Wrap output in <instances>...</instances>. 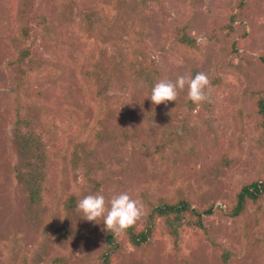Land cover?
<instances>
[{
  "label": "rangeland",
  "instance_id": "rangeland-1",
  "mask_svg": "<svg viewBox=\"0 0 264 264\" xmlns=\"http://www.w3.org/2000/svg\"><path fill=\"white\" fill-rule=\"evenodd\" d=\"M96 13L103 22L90 31ZM183 26L193 48L176 39ZM22 27L30 37L15 47ZM21 49L36 94L24 100L30 132L12 113L20 73L9 63ZM263 54L264 0H0V264H102L103 220H85L77 201L124 192L143 206L139 229L161 198L214 211L177 234L161 221L148 249L116 234L113 264H264V200L224 216L242 186L264 181ZM127 59L155 62L157 82L205 73L207 100L190 112L185 88L153 105L144 81L134 88L119 65ZM109 63L117 72L99 79ZM32 133L42 143H27ZM75 154L89 167L75 165Z\"/></svg>",
  "mask_w": 264,
  "mask_h": 264
},
{
  "label": "trees",
  "instance_id": "trees-1",
  "mask_svg": "<svg viewBox=\"0 0 264 264\" xmlns=\"http://www.w3.org/2000/svg\"><path fill=\"white\" fill-rule=\"evenodd\" d=\"M103 22V18L99 13H96L93 16H89L87 20V26L90 31H93L97 26H99ZM106 27H111V24L104 23ZM18 36L12 39V44L15 47H18L20 44L24 43L25 40L30 37V31L26 28H20ZM175 36L180 45L185 46L186 48H193L195 41L191 39L185 32V27H177L175 30ZM20 52L14 59L9 63L11 67V72H19L20 78L18 80H14V85L12 86V94L11 99L13 100L14 108L12 109L13 120L17 125L24 126L30 132L32 131V121L26 120L23 116L26 103L25 98L35 97L36 94L32 92L29 88L25 86V77L27 75V70L22 65H24V61L26 56L28 55V50H19ZM31 54V53H30ZM23 62V63H22ZM260 62L264 66V54L260 57ZM19 65V69L16 67ZM119 65L129 73L132 77L134 88H137L139 82L141 80L144 81V85L147 88V92L151 94V90L154 87L155 83H157L156 79L160 76L162 78L163 71L159 69L155 62L146 63L145 60L140 61L139 59H127L124 62L119 63ZM115 64L109 63L108 68L101 66V72L98 75L99 79H103L109 74H114L117 72V69L114 67ZM19 70V71H16ZM90 73V72H89ZM17 79V77H16ZM40 98H42V94L38 93ZM37 95V96H38ZM25 100V101H24ZM256 107L258 108L257 114L264 117V91L259 96L257 100ZM194 110L193 103L190 104V112ZM11 113V111H10ZM189 113V110L188 112ZM187 121L186 118H182L180 127L185 125ZM264 127V120L263 125ZM174 130L172 135H176L179 130V126ZM42 134V133H41ZM110 139V136H105ZM170 135L166 138L169 140ZM41 135L36 136L35 134H30L25 136V140L27 143H42ZM75 145V144H74ZM45 146V145H44ZM40 147V146H38ZM40 149V148H39ZM76 149H80L82 153H86L87 148L82 142H78L76 144ZM73 163L75 165H82L85 167H89L88 162H86L82 156L75 154ZM87 159V155L86 158ZM40 189L37 190L39 192ZM264 200V181L258 180L257 182H253L250 184H246L242 186L236 196L235 205L225 212L224 216L230 218H236L240 216L246 215L250 206L259 205V202ZM150 211L145 221V226L142 229H139L136 225L132 228H129L123 234L128 239V241L138 249H148L151 244V240L155 236L157 232L160 231L161 221L163 222L165 228H168L170 232L177 234L179 229L187 222L190 217H196L195 225L202 227L203 226V216L204 215H213L214 208L211 207L208 210L200 211L192 208V205L186 200H180L178 202L165 201V199L161 198L160 201L156 203H149ZM246 228V227H245ZM55 234L60 235V230L55 229ZM106 243L108 244L104 254L101 256L100 260L102 264H113L115 261V256L117 251L120 249V243L116 237V234L107 232ZM226 255L229 257L230 253L225 251ZM228 258L225 259L227 261ZM62 258L58 257L55 261L56 264L62 263Z\"/></svg>",
  "mask_w": 264,
  "mask_h": 264
},
{
  "label": "clouds",
  "instance_id": "clouds-1",
  "mask_svg": "<svg viewBox=\"0 0 264 264\" xmlns=\"http://www.w3.org/2000/svg\"><path fill=\"white\" fill-rule=\"evenodd\" d=\"M108 54L111 55L109 48ZM210 81L203 72H198L194 77L180 75L175 81L167 78L155 83L149 98L153 105H167L176 101L180 91L187 88V98L195 105H200L207 100L206 88ZM77 211L89 222L100 223L103 220L104 230L113 235L125 232L132 228L144 215L143 206L133 199L128 193L114 195L106 201L101 194H89L77 201Z\"/></svg>",
  "mask_w": 264,
  "mask_h": 264
}]
</instances>
